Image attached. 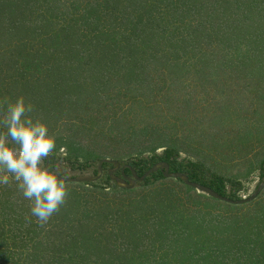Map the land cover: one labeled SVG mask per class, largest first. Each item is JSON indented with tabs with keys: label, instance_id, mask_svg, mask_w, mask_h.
<instances>
[{
	"label": "rangeland",
	"instance_id": "obj_1",
	"mask_svg": "<svg viewBox=\"0 0 264 264\" xmlns=\"http://www.w3.org/2000/svg\"><path fill=\"white\" fill-rule=\"evenodd\" d=\"M137 1L79 0V10L62 14L67 1L60 0L56 11L46 10L50 3L44 0H11L15 4L11 10L0 8V100L23 95L33 105L34 115L57 134V149L65 146L67 158L90 162L83 171L71 169L65 158L54 153L53 164L66 165L67 176L93 174L100 158L123 163L172 145L181 156L240 180L239 196H249L262 180L258 166L264 158V50L260 51L264 45L255 46L264 32V5H256L255 15L244 11L250 0L223 1L221 7L229 10L238 5L243 23L240 39L248 38L241 47L259 50L256 55L244 51L230 57L227 43L236 35L232 25L223 29L224 22L217 21L210 45L201 38L196 43L185 31L189 28L183 26L198 15L192 11L191 17L183 14L178 20L181 2L191 0H173L174 10L168 0ZM202 1L204 8L213 3ZM96 2L100 21L96 12L91 13ZM140 12L153 14L156 24L155 30H146V45L137 41L143 27L132 23ZM112 18L122 25H109L106 21ZM171 31L184 38L179 49L177 34H168ZM182 31L186 36H181ZM103 179L104 175L92 185L66 182L68 195L57 218L67 226L72 221L87 223L111 250L103 254L90 248L87 257L80 255L86 249L71 250L68 253L77 256L74 264L95 259H103V264L264 261L259 259L264 256L260 247L264 188L253 200L235 205L211 199L173 178L144 186L137 183L129 189L103 187ZM166 215L177 219L176 238L170 231L162 236L154 233V223L164 222ZM20 216L22 224L29 216L38 226L30 202L15 183L0 185V264H25L18 255L30 248L28 236L22 242L25 248L21 240L15 241L22 233L14 232ZM234 230L242 232L237 236L241 240ZM142 231L145 237H139ZM119 249L127 254L122 262L114 260L122 258ZM218 252L225 254L218 258Z\"/></svg>",
	"mask_w": 264,
	"mask_h": 264
},
{
	"label": "trees",
	"instance_id": "obj_2",
	"mask_svg": "<svg viewBox=\"0 0 264 264\" xmlns=\"http://www.w3.org/2000/svg\"><path fill=\"white\" fill-rule=\"evenodd\" d=\"M44 1L52 4V5L49 4L50 7L46 8V10H50V9H55L56 11L58 10V5H59L60 0H44ZM62 1H63L62 3H64V1L68 2V4H66L68 5V7L65 5L64 10H61V11H64L62 12V14L70 13L68 11L71 9H74V10L80 9L81 3L79 2V0H62ZM155 1L158 3V1H161V0H155ZM223 1L226 4V3L231 2L232 0H212L213 3L208 5L206 8H204V3L202 0H201V3H200V0H191L189 4H185V5H183V3L181 2L182 16H180L178 20H183V16H184L183 14H186L188 17H191L192 11H193V14L197 12L198 15L195 16L194 18H191L190 19L191 21L187 22L186 23L187 25L183 27H188L190 29V30L187 29L185 31L190 32V36H192V38L195 39L194 41L196 43H198V40H199L197 38H201L204 41L206 40L209 45L212 43L211 35H214L213 32H214V28L217 26L216 24L217 21L224 22L221 27L223 29H228V25L229 26L232 25L233 29L236 31V35L227 43L228 49L232 50V53H229V56L235 57L238 55H242L244 51L246 53L248 51L250 55H256V52L259 50L253 49L252 51V50H249L250 49L249 47L247 49H245L243 46L241 47L242 42L243 43L248 42V38H245L243 41L240 39V29H241L240 25H243V23L241 22V19L238 17V14H237L238 5H236L234 9L229 10L227 8H224V6L221 7V5H223ZM135 2L137 3L138 1L135 0ZM117 3H118V6H120L119 2ZM168 3H170V5L172 6V10L176 9L175 2H173V0H168ZM261 4L264 5L263 2L259 3V0L257 1L250 0L248 3L244 4V11L247 13L249 9L254 14L255 13L258 14L257 9H254V8L257 6H262ZM12 5H15V4L14 2H11V0H7V1L0 0L1 9L8 8L9 10H11ZM104 6L106 7L107 4ZM97 9L98 7H97V2H96L95 6H93V10L91 13L96 12L98 17L95 15L94 17L96 18L97 21H100L99 18L101 19L100 17L101 14H99V11ZM200 12H202L203 15L200 16ZM107 14L110 15L109 13ZM143 15L144 14H142L141 12L135 15L134 16L135 18L133 17L134 20L132 21V23L136 27L138 26L143 27L142 28L143 30L140 33H138L137 41L141 45H146L148 44V37L146 36V33L149 35L148 31L146 30H150V31L155 30L156 24L154 23V20H153L154 19L153 14L149 12L147 13L146 16H143ZM133 18H131V20ZM106 22H110L109 25L111 24L112 25L118 24L119 26L122 25L119 21L115 20L114 18L109 19ZM209 24H211L210 27H206ZM164 31H166L165 28L162 29L163 33ZM185 31L181 32L182 34L181 36H186V35H183ZM174 33L177 34V32L175 31L168 32V34H172L173 36H175ZM178 35L179 34H177V37H175V39L177 40L176 45H175L176 49L180 48L182 41L184 39V38L182 39V37H178ZM170 39H173V37H171ZM263 39H264V32L261 38L256 39L255 46L257 47V46L264 45ZM222 41H223V44H225L226 40H222ZM135 46L136 45H134V47ZM239 46H240V49L238 51ZM261 50H264V47L260 48V51ZM227 52L228 50H226L225 53L220 52L221 57L225 55ZM221 57H220V60H221ZM242 58H246V56L245 57L241 56L239 59H242ZM65 159H66V165H68L71 169H78V170L83 171L87 167L90 166V162L88 161L84 163H78L76 159H73V160L69 158H65ZM157 161L167 162L169 165L170 171L183 172L188 176L189 180H192L194 182L208 186L211 189H213L215 192L223 196H226L231 199L241 198L239 196V192L243 190V185L240 180L218 174L217 172L211 170L209 167H207L203 162L199 160L192 159L188 156H181V154L179 153V150L175 146H172V145L163 147L161 152L153 151L152 153L146 154L145 156L129 157L123 163L129 164L138 175H141L145 170H147L152 164H154ZM53 162H54V156L52 158V163ZM105 166H107V164H104V167ZM258 168H259L260 178L263 179L264 178V158L260 161ZM124 172L128 174L130 173L128 169H125ZM94 173H95V170L93 171V174ZM103 175H104L103 183L105 184V186L103 187H112L116 185L115 182L111 181L107 172H104L102 176ZM161 179H163V176L161 175V172L158 170L150 174L149 176H147L144 179V181L139 182V184L143 186L151 185ZM177 181L182 183L180 180H177ZM82 183L92 185L91 182H82ZM210 198L212 199V197ZM59 213H60V210L57 213L53 214V216L48 221L49 224H46L48 226H44V227L34 225L32 220H31L32 221L31 223L27 222L25 225L22 224V220H21L22 216H20L18 219L15 220L14 232L18 234L22 233L21 234L22 236H17L15 241L21 240L20 246L25 247V248L26 246L22 244L23 240L25 243L24 236H28L26 237V239L27 241L30 242V248H26V250L24 251L22 249L20 251V254L18 255L19 259L23 258L25 264H74L77 256H71L68 252H71V250H73V252H76L77 249L79 248L86 249L85 252H82V254H80L81 256H86V257L88 256L87 250H89L90 248H94L96 251L101 250L103 254L109 253L108 251L110 250V247L107 245L105 247L104 243H102V240L97 238L93 234V232L89 231L90 227L87 225V223H83L80 221H76V222L72 221V223L67 226L63 220L57 218V215H60ZM66 213H68V211H65L64 214ZM175 216L178 217L177 214ZM175 216L166 215V217L164 218V222L154 223L153 225V229L155 230L154 233L159 232V236H162L163 234H168V231H170L172 232V235L174 236V238H176L174 232H176L175 230L178 225V222L176 221L177 220L176 218L175 220L172 219ZM224 227L227 228L228 225L224 224ZM118 229L122 231L124 230L121 227H118ZM127 229L133 230V228H127ZM41 231H43L42 235L36 234V233H40ZM236 231L237 230L233 231V234L235 233V237L240 236L242 232H239L236 234ZM143 232L144 231H142L141 233L139 232V237L146 236V234H144ZM133 234H136V233L133 232ZM237 239L241 240L240 237H237ZM123 240L124 239H122V241ZM195 243L196 241L193 244ZM225 246H227V244ZM260 247H264V243L262 244L260 243ZM66 249H68V251H65ZM105 250H106V253H104ZM119 252L122 258H118V256H116L114 260L122 262L121 260H124L127 254H126L125 249H122V251L120 250ZM217 254H220L218 256V258H220L225 253L218 252ZM106 256L107 255L103 256V258H105ZM259 259L264 260V256ZM128 260L129 259H127V261ZM87 261H84L83 263L82 262L81 263L82 264H103L104 263L103 259H98V260L95 259L94 262H91L90 260H87ZM257 261L255 263H259ZM184 262L191 264V261L189 260H182L180 264H184ZM231 264H233V261H231ZM261 264H264V261L261 262Z\"/></svg>",
	"mask_w": 264,
	"mask_h": 264
},
{
	"label": "clouds",
	"instance_id": "obj_3",
	"mask_svg": "<svg viewBox=\"0 0 264 264\" xmlns=\"http://www.w3.org/2000/svg\"><path fill=\"white\" fill-rule=\"evenodd\" d=\"M56 135L34 115L33 105L23 95L0 100V185L15 183L40 227L60 210L68 195V168L52 163L54 153L68 156L65 146L57 149ZM25 219L32 222L29 216Z\"/></svg>",
	"mask_w": 264,
	"mask_h": 264
},
{
	"label": "water",
	"instance_id": "obj_4",
	"mask_svg": "<svg viewBox=\"0 0 264 264\" xmlns=\"http://www.w3.org/2000/svg\"><path fill=\"white\" fill-rule=\"evenodd\" d=\"M108 164L109 167L106 169L107 174L111 181L122 188H133L137 183L143 182L144 179L150 174L160 171L163 178H173L180 180L183 184L194 188L197 192L206 194L214 199L227 202L230 204H243L253 200L264 188V178L258 183L253 192L247 196L240 199H231L226 196H223L208 186L189 180L188 176L183 172H173L169 170V165L165 161H157L152 164L147 170H145L141 175H138L134 169L127 163H122L118 159L114 158H100L97 161L95 173L94 174H81L76 176H67L65 182H94L101 178L103 174V165ZM124 169H128L130 174L127 175L124 172ZM119 170L120 175L115 174Z\"/></svg>",
	"mask_w": 264,
	"mask_h": 264
},
{
	"label": "flooded vegetation",
	"instance_id": "obj_5",
	"mask_svg": "<svg viewBox=\"0 0 264 264\" xmlns=\"http://www.w3.org/2000/svg\"><path fill=\"white\" fill-rule=\"evenodd\" d=\"M108 167H109V165H108V164H107V166H105V167H104V165H103V173H104V172H107V171H106V169H107ZM104 170H105V171H104ZM124 170H125V169H124ZM115 174H117V175H120V172H119V170H117V171L115 172ZM126 174H127V175H129L130 173H129V174H128V173H126Z\"/></svg>",
	"mask_w": 264,
	"mask_h": 264
}]
</instances>
